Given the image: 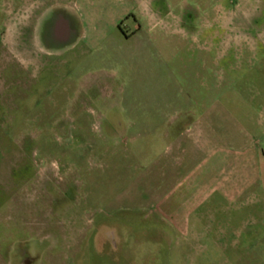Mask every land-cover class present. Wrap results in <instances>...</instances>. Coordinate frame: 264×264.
Returning <instances> with one entry per match:
<instances>
[{
    "label": "rangeland",
    "instance_id": "obj_1",
    "mask_svg": "<svg viewBox=\"0 0 264 264\" xmlns=\"http://www.w3.org/2000/svg\"><path fill=\"white\" fill-rule=\"evenodd\" d=\"M38 1L0 0V264H264L262 226L222 259L158 232L159 130L126 122L207 83L264 149V0H51L81 17L69 44L50 10L33 31Z\"/></svg>",
    "mask_w": 264,
    "mask_h": 264
},
{
    "label": "crops",
    "instance_id": "obj_2",
    "mask_svg": "<svg viewBox=\"0 0 264 264\" xmlns=\"http://www.w3.org/2000/svg\"><path fill=\"white\" fill-rule=\"evenodd\" d=\"M39 1L34 4V32L38 33L51 11H57L49 19L51 35L57 42L56 30L68 38L74 35L71 42L84 37L75 9L77 19L54 7L56 3L51 0ZM38 9L50 12L37 16ZM199 88L204 90V97L187 96L181 103L164 101L166 112L158 117L128 118L126 122L147 127V137L159 130L151 137L156 139L155 147L142 149L156 150L142 173L147 172V177L156 172L157 183L147 208L156 215L158 232L174 235L182 249L205 250L209 256L222 259L228 251L239 249L246 235L264 227V149L252 140L251 133L245 137L243 130L229 129L221 114L226 105L206 98L207 91L212 93V84ZM152 122L158 124L150 125Z\"/></svg>",
    "mask_w": 264,
    "mask_h": 264
},
{
    "label": "water",
    "instance_id": "obj_3",
    "mask_svg": "<svg viewBox=\"0 0 264 264\" xmlns=\"http://www.w3.org/2000/svg\"><path fill=\"white\" fill-rule=\"evenodd\" d=\"M55 32H56L55 36L58 38V41L60 40L58 43H61V44L71 43V38H73L72 36H74V35H72L68 38V35L62 34V32H60L58 30H56Z\"/></svg>",
    "mask_w": 264,
    "mask_h": 264
},
{
    "label": "flooded vegetation",
    "instance_id": "obj_4",
    "mask_svg": "<svg viewBox=\"0 0 264 264\" xmlns=\"http://www.w3.org/2000/svg\"><path fill=\"white\" fill-rule=\"evenodd\" d=\"M58 14V12L56 11V12H53V11H51V13L49 14L50 16H56Z\"/></svg>",
    "mask_w": 264,
    "mask_h": 264
}]
</instances>
